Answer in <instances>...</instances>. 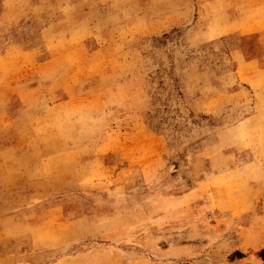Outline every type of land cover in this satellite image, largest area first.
Masks as SVG:
<instances>
[{
  "label": "rangeland",
  "instance_id": "374dc122",
  "mask_svg": "<svg viewBox=\"0 0 264 264\" xmlns=\"http://www.w3.org/2000/svg\"><path fill=\"white\" fill-rule=\"evenodd\" d=\"M0 264H264V0H0Z\"/></svg>",
  "mask_w": 264,
  "mask_h": 264
}]
</instances>
